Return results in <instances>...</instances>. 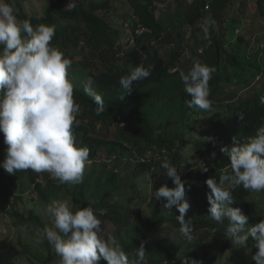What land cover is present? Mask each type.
<instances>
[{
    "label": "trees",
    "instance_id": "16d2710c",
    "mask_svg": "<svg viewBox=\"0 0 264 264\" xmlns=\"http://www.w3.org/2000/svg\"><path fill=\"white\" fill-rule=\"evenodd\" d=\"M170 1L53 0L43 16L17 15L21 23L27 20L34 27L53 26L52 46L72 60L74 100L81 106L80 124L73 134L78 147L89 149V161L97 175H83L82 183L70 185L58 183L46 172L26 170L11 175L0 166V212L7 209L19 223L44 227L34 209L18 207L24 202L19 183L26 180L46 206L65 191L73 197V212L92 207L102 221L104 239L113 236L130 258L143 244L145 264H183L185 260L215 264L231 248L228 221L217 223L210 216V190L205 182L210 177L218 180L225 171L231 174L230 158L222 148L230 150L264 127V104L259 102L264 96V67L259 61L264 54L260 47L264 34L255 33L258 27L253 24L254 30L242 29L251 2L264 15V0H172L174 10L158 16V8L167 7ZM119 3L124 13L115 20ZM208 16L216 21V27L210 29L206 40L202 25ZM189 39L195 40L190 45L194 58L215 68L209 81L212 105L221 84L253 79L247 82L246 90L216 106L214 120L192 137H186L184 127L204 110L188 106L186 101L191 97L184 92L179 75ZM231 39L235 42L230 43ZM251 44L256 49L250 52ZM139 65L150 69L152 75L134 82L127 92L119 80ZM86 84L105 101V111L99 115L94 100L84 91ZM191 146L195 159L187 161L184 155ZM6 148L0 132V165ZM165 159L179 168L185 184L182 202L189 204L185 219L193 230L191 241L179 233L176 207L165 208L166 201L155 196L165 184L175 187L163 174ZM124 160L136 161L132 171H118ZM230 190L234 197L231 206L241 209L249 226L260 222L262 219L251 214V191L242 185ZM244 245L249 249L247 255L240 254L242 264H251L257 251L253 238ZM230 258L236 256L230 252ZM41 264H59V257L49 249ZM100 264L107 262L101 259Z\"/></svg>",
    "mask_w": 264,
    "mask_h": 264
},
{
    "label": "clouds",
    "instance_id": "9594fccd",
    "mask_svg": "<svg viewBox=\"0 0 264 264\" xmlns=\"http://www.w3.org/2000/svg\"><path fill=\"white\" fill-rule=\"evenodd\" d=\"M216 21L208 16L202 25L203 38H210V29ZM55 28L48 25L33 26L25 20L18 24L14 7L0 0V132L7 145L3 169L11 175L31 170L48 173L60 184L78 185L89 161V149L78 147L73 134L80 124L77 117L81 106L74 100V85L68 78L72 60L52 46ZM215 68L198 59L192 60L187 72L179 73L184 92L191 97L186 101L190 108L209 111L212 108L209 81ZM152 75L142 65L122 76L119 84L131 92L134 82ZM84 91L97 105L99 115L105 111L102 95L86 84ZM264 104V96L259 98ZM243 118V114H241ZM230 158L231 174L223 172L219 179L206 180L209 194V213L214 221H228L227 235L235 245H244L249 237L257 249L252 259L264 264V220L249 226L248 217L240 208L232 207L234 197L231 186H243L245 190L264 192V127L254 136L246 137L230 150L222 148ZM215 158V153L212 154ZM163 174L175 187L167 184L155 191L157 200L164 199L167 209L176 207L179 233L191 241L192 227L186 221L189 209L185 196V184L179 168L165 159L161 164ZM207 171V169H204ZM52 227L37 233L59 257V264H145L146 249L141 244L130 258L116 239L101 235L102 221L92 207L79 208L73 212L67 199L56 200L45 208ZM183 264H196L185 260Z\"/></svg>",
    "mask_w": 264,
    "mask_h": 264
},
{
    "label": "rangeland",
    "instance_id": "374dc122",
    "mask_svg": "<svg viewBox=\"0 0 264 264\" xmlns=\"http://www.w3.org/2000/svg\"><path fill=\"white\" fill-rule=\"evenodd\" d=\"M53 0H11L6 1L10 3L15 9V15L17 17L18 24H21L18 14L25 13L29 16H43L44 10L50 5ZM74 3L70 5L73 6ZM117 17L115 16L114 19L118 18V14L124 13L123 5L120 3L117 4ZM175 8V4L170 1V3L165 8H158L157 14L158 16H164L167 12L173 11ZM203 20H201L198 24L199 26L202 24ZM258 27L255 31L258 35L264 34V15L258 11V8L255 7V3L252 1L248 7V15L243 21L242 29L248 28L253 29L254 26ZM119 26H121L119 24ZM237 35V32L234 36ZM257 35V36H258ZM255 41H259V39H255ZM233 39L230 40V43H234ZM188 51L183 55L179 67L181 71L187 72L188 69L192 65V60L195 59L193 56V49L190 45L195 43V40L189 39L186 40ZM264 52V43L260 46ZM186 48V49H187ZM191 48V49H190ZM256 49L251 44L249 47V51ZM259 61L262 63L264 67V54L261 55ZM72 68V67H71ZM69 69L68 78L74 82L76 78L74 76L73 69ZM257 75L259 72H256ZM257 78V76H256ZM256 80V79H255ZM252 78H248L247 81H242L238 79L230 80L227 83H223L219 86L217 90V95L214 98V102L212 108L209 111H202V114H197L199 118L195 121L194 118H191V124L188 123L184 128L187 131L185 133L186 137H192L193 135H198L200 133V129L202 127L208 126L214 120V109L216 106H219L222 101H229L237 96L239 93L243 92L245 87L247 86V82H252ZM210 113L211 115H207ZM194 148L191 146L190 149H187L184 156H186L187 161L194 160ZM136 161L134 160H124L122 162L121 168L118 169L121 172L123 171H132ZM92 163L88 161L85 167L84 176L88 174H92L96 176L97 173L92 170ZM93 177L91 182H93ZM144 180V185L146 184L147 177L146 175L142 176ZM103 182V181H102ZM18 191L22 194L24 198V202L19 204V208L21 210H28L34 209L39 215L41 220L44 223V227H40L37 224L33 223H19L11 217V215L7 212V209L0 212V264H41V259L47 257L49 253V249L53 252L54 249L52 246L47 242L46 239L43 241H39L37 233L41 232L43 229L52 227L51 218L45 213L46 205L42 200L36 197V194L33 190V186L28 183L26 180L22 181ZM146 187V186H145ZM249 201L251 203V214L253 217H257L258 219L264 220V192L254 193L251 192L248 196ZM67 199L70 203L71 208L73 209V197L67 192H61L59 196H57L54 201L56 200H64ZM221 242L217 244L219 246ZM216 246V247H217ZM233 248V251H231ZM243 248V249H242ZM28 250V252L26 251ZM247 246L245 245H235L234 243L231 244V248L223 252L215 264H229L231 260V264H242V255H247L248 253ZM230 252L233 253V256H236L235 259L230 258ZM241 258V259H240ZM255 262V261H254ZM251 262V264H256V262ZM249 263V262H248Z\"/></svg>",
    "mask_w": 264,
    "mask_h": 264
},
{
    "label": "built area",
    "instance_id": "2783aa9c",
    "mask_svg": "<svg viewBox=\"0 0 264 264\" xmlns=\"http://www.w3.org/2000/svg\"><path fill=\"white\" fill-rule=\"evenodd\" d=\"M188 170H189V168H188V167H185V168H184V171H185V172H187Z\"/></svg>",
    "mask_w": 264,
    "mask_h": 264
}]
</instances>
